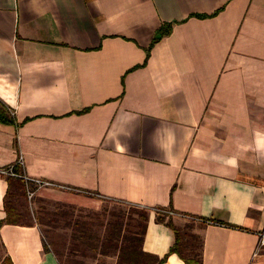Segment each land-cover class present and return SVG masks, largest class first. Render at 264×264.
<instances>
[{
	"label": "crops",
	"instance_id": "0c3cea01",
	"mask_svg": "<svg viewBox=\"0 0 264 264\" xmlns=\"http://www.w3.org/2000/svg\"><path fill=\"white\" fill-rule=\"evenodd\" d=\"M0 103L13 121L0 123V170L21 157L29 178L56 185L39 193L80 206L171 207L176 226L191 221L203 237V264H253L264 0H0ZM155 219L143 249L163 258L175 236ZM0 240L13 264H59L38 226L6 225Z\"/></svg>",
	"mask_w": 264,
	"mask_h": 264
},
{
	"label": "trees",
	"instance_id": "16d2710c",
	"mask_svg": "<svg viewBox=\"0 0 264 264\" xmlns=\"http://www.w3.org/2000/svg\"><path fill=\"white\" fill-rule=\"evenodd\" d=\"M219 12L220 11L211 15V17L217 16ZM172 31V23L162 24L161 28L157 31L151 46L149 49H147V60L154 44L169 36ZM146 62L142 66H138L136 68L145 66ZM0 106V123L12 124L13 121L11 120L6 107L2 103H0ZM87 111L88 110H85L84 112ZM15 171L17 174H22L25 172L20 167H16ZM4 178L7 182V191L3 200L6 216L0 221V230L6 225L22 227L39 226L43 235L44 251L47 253H53L59 264H64L60 260L61 251L58 247L59 244H64V240H58L57 236L55 239L54 233L52 232L51 228L48 227L50 224H53L51 222H58V218L45 221V219L38 213V215H34V221H31L29 219L30 210L27 207V202L29 201L27 195V183L23 178L11 176H5ZM29 185L32 191H36L37 187L34 184L30 183ZM37 192L38 191H36V194ZM36 194L32 200L29 201V203L35 199ZM37 201L39 202L41 200L37 199ZM109 201L120 206L121 208L118 212L113 211L111 214L106 216V222H99L101 227L104 228V235L102 238L97 236V243L92 247L93 252H97L103 256L116 255L118 259L117 264H165L169 256L173 254H176L184 262V264H203V237L196 233L193 234V232L192 234L183 232L184 229L187 231H193V229H195L193 222L192 225L188 223L183 227L176 226L173 216L169 214L172 212L171 207L168 209H150L122 201ZM122 208H125L126 211H124ZM42 209L43 206H39V210ZM67 209L69 212L64 211L61 214L65 216L67 226L72 229L70 234V239L72 241L70 244L72 247L71 249H78L81 248L80 244H83V240L86 238V235L89 232L93 233L91 228L94 225V221L91 219V221L87 222L85 219L90 218V216H85L81 211H77L78 208L76 209L75 207H68ZM58 211L59 208L56 210L55 214H57ZM152 212L155 213L156 222L168 227L171 231H173L175 236L174 245L163 258L148 254L143 249L145 234L147 231L150 214ZM94 215H97V220H100L99 213H95ZM200 221H202L204 224H218L228 228L238 230L242 229L241 227L228 223L217 222L214 219H200ZM0 249H2L5 254V257L2 260L0 259V264H13L11 259L6 255L5 247L1 240Z\"/></svg>",
	"mask_w": 264,
	"mask_h": 264
},
{
	"label": "rangeland",
	"instance_id": "374dc122",
	"mask_svg": "<svg viewBox=\"0 0 264 264\" xmlns=\"http://www.w3.org/2000/svg\"><path fill=\"white\" fill-rule=\"evenodd\" d=\"M42 193L43 194H41V192H38L35 199L31 203H29V201L27 202V207L30 210L29 219L31 221H34V215H38V213L45 219V221H50L58 218V222L53 221L51 222L53 224H50V226L48 227H50L52 232L54 233L55 239L57 236L58 240H64V244H59L58 246L61 251L60 260L64 264H117L118 259L116 255L103 256L101 254H98L97 252H93L92 247L97 243V236H99V238H102V236L104 235V228L101 227L99 222H106V216L111 214L113 211L118 212L121 208L120 206L111 203L109 200L97 199V201H94L92 203L91 207H86L60 200V198L57 196L58 194H55V192L51 194V192L45 191ZM46 193H49V195ZM37 199H40L41 201L38 202ZM39 206H43V209L39 210ZM68 207H75L76 209L78 208L77 211H81L85 216H90V218L85 219L87 222L91 221V219H93L94 221V225L91 228V231H93V233L88 231L89 233L83 240V244H80L81 248H74L73 250L71 249L72 247L70 245L72 242L70 239L72 229L67 226L66 218L63 214H61L64 211L69 212V210L67 209ZM58 208L59 211L57 215L55 213ZM122 209L126 211L125 208ZM95 213H99L100 220H97L98 218H96L97 215H94ZM188 223L192 225L191 221L186 222L185 225ZM194 230L195 229H193V231H187L184 229L183 232L187 234H192L193 232L194 234ZM261 254V257L255 259L253 264H264V257H262L264 256V250L261 251ZM4 257L5 254L3 250L0 249V259L2 260Z\"/></svg>",
	"mask_w": 264,
	"mask_h": 264
},
{
	"label": "built area",
	"instance_id": "2783aa9c",
	"mask_svg": "<svg viewBox=\"0 0 264 264\" xmlns=\"http://www.w3.org/2000/svg\"><path fill=\"white\" fill-rule=\"evenodd\" d=\"M23 166H24L23 159L20 157L15 165H12V166L5 168V169H1L0 174L3 176L23 178L24 181L27 183V195H28L29 201L32 200V198L35 196L36 191H39L41 188L49 187V186H52V187L56 186V185H53L51 183L44 182L41 180L31 179L26 175L25 172L22 174H17L15 171V168L20 167L23 170L24 169ZM30 183L34 184L37 187L36 191H32L30 189V185H29ZM61 188H65V187H61ZM169 214L171 216L174 215L173 212H170ZM263 250H264V228L261 231H259V233H258V242H257L256 248H255V251H254L253 257H252L253 261L255 259H257L258 257H261V255H262L261 251H263ZM262 257H264V256H262Z\"/></svg>",
	"mask_w": 264,
	"mask_h": 264
}]
</instances>
